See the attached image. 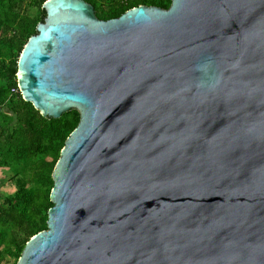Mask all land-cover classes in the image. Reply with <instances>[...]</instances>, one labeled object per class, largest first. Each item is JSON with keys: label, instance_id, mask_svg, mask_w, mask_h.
<instances>
[{"label": "water", "instance_id": "water-1", "mask_svg": "<svg viewBox=\"0 0 264 264\" xmlns=\"http://www.w3.org/2000/svg\"><path fill=\"white\" fill-rule=\"evenodd\" d=\"M43 9L21 94L81 119L18 264H264V0Z\"/></svg>", "mask_w": 264, "mask_h": 264}, {"label": "trees", "instance_id": "trees-1", "mask_svg": "<svg viewBox=\"0 0 264 264\" xmlns=\"http://www.w3.org/2000/svg\"><path fill=\"white\" fill-rule=\"evenodd\" d=\"M28 0H0V105L4 107L0 129V166L19 167L35 165V187H20L4 197L0 204V264H18L27 243L38 233L48 229L49 210L54 206L51 192L53 171L61 151L81 115L76 109L61 118H45L34 105L24 100L21 93L12 95L18 84L19 60L37 26L47 16L43 5L48 0H30L38 7L40 16H30ZM95 7L101 20L118 18L128 10L145 5L168 9L166 0H86ZM106 1V3H103ZM101 3V4H99ZM17 49L18 53H13ZM47 157H51L49 160ZM6 248L14 259L4 261Z\"/></svg>", "mask_w": 264, "mask_h": 264}, {"label": "rangeland", "instance_id": "rangeland-1", "mask_svg": "<svg viewBox=\"0 0 264 264\" xmlns=\"http://www.w3.org/2000/svg\"><path fill=\"white\" fill-rule=\"evenodd\" d=\"M30 0L26 2V6L28 8V13L30 16H40L41 13H39L38 7H31L29 5ZM103 3H106V1H103ZM166 3H170V0H166ZM101 4V3H99ZM1 18V16H0ZM2 32V26L0 25V33ZM19 51L17 49H14L13 53H18ZM49 160H51V157H47ZM20 172L16 173L14 169H12L9 166H0V204L4 197H7L9 195L14 194L20 187H35L36 184L34 182V174L36 171L35 165L31 164L28 168H24V166L19 167ZM4 250L3 258L4 261L13 260L5 246L2 247Z\"/></svg>", "mask_w": 264, "mask_h": 264}, {"label": "built area", "instance_id": "built-area-1", "mask_svg": "<svg viewBox=\"0 0 264 264\" xmlns=\"http://www.w3.org/2000/svg\"><path fill=\"white\" fill-rule=\"evenodd\" d=\"M12 95H16V94H19L21 93V90L19 88V85L17 84L16 87H13L11 89V92H10ZM3 112H4V107L0 105V129H1V125H2V116H3Z\"/></svg>", "mask_w": 264, "mask_h": 264}]
</instances>
